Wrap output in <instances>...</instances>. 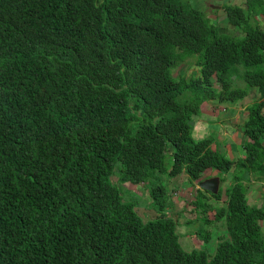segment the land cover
<instances>
[{"label": "trees", "instance_id": "16d2710c", "mask_svg": "<svg viewBox=\"0 0 264 264\" xmlns=\"http://www.w3.org/2000/svg\"><path fill=\"white\" fill-rule=\"evenodd\" d=\"M255 8L222 7L239 37L222 35L196 0H0V264H264V207L248 204L245 185L253 172L264 177ZM190 59L197 76H174ZM240 65L246 88L233 84ZM250 89L259 99L246 109L245 156L230 160L211 136L193 138L203 104ZM167 153L168 175L191 185L208 169L234 174L189 203L201 224L191 235L204 245L206 227L225 228L213 252L179 242L157 180ZM125 184L149 187L154 218L123 199Z\"/></svg>", "mask_w": 264, "mask_h": 264}, {"label": "rangeland", "instance_id": "374dc122", "mask_svg": "<svg viewBox=\"0 0 264 264\" xmlns=\"http://www.w3.org/2000/svg\"><path fill=\"white\" fill-rule=\"evenodd\" d=\"M205 1V6L207 7L205 10L206 13H207V18L209 19V22L213 23L212 19H211V16L214 14L213 12H211V6H209V2L208 0H204ZM212 3L216 0H210ZM227 4V3H226ZM218 6V5H217ZM264 9V8H263ZM215 11V10H213ZM216 13V11H215ZM219 16H222L223 14H218ZM255 17L252 16L251 17V24L252 25H255ZM230 26V30L229 29H222V28H219V31L222 35L226 36H230L229 34H238V29L236 28L235 31H233V33L231 32V29L233 26ZM234 28V27H233ZM242 31V30H240ZM246 68H244L242 65L240 66H236V69H235V75L233 76V84H234V87H238V88H246V84L244 83L243 81V76L245 75L246 73ZM196 70V66H195V59H190L186 64L182 65L181 68L179 69H176L173 71V75L176 76V75H179V74H184L186 75L187 77L188 76H197L198 72ZM247 99V103L251 102V101H254L255 99V93L253 91V89H250L249 90V93L246 97ZM226 101H223V102H220L218 101V105L219 104H223V106L226 105ZM202 107H205L207 108V103L204 104ZM211 111H213V113H219L220 112V109H211ZM202 114V113H200ZM213 115V114H212ZM197 119V118H196ZM209 121L212 120L211 117L208 118ZM217 132V131H216ZM194 133V132H193ZM193 138L196 140L200 137H198V135L196 133L192 134ZM210 136L214 139V144H215V141H217L219 143V140L218 137L212 135V133L210 132ZM217 136H218V132H217ZM223 145V144H222ZM167 149H168V152H170L172 150V145L168 142L167 143ZM243 145L241 146L240 148V151L239 153H242L241 156H245V153L243 152ZM224 155L226 158L227 156L229 157L228 159L230 160H235L237 161L238 159H236V154L231 158L230 155H225V154H222ZM261 158H264V156L261 155ZM261 162V161H259ZM118 166V163L115 165V169L117 168ZM171 168V156L169 153H167L166 155V171L163 173V174H157V180L162 184L164 185V188L166 189L167 191V195H168V201L169 203L171 204V208L168 209V212L169 214L175 219L178 221V227H177V233L179 235V242L181 244V246L183 247L184 250L186 251H191L193 249H203V248H208L207 250L213 252L214 251V248H215V244H216V240L218 237H224V231H225V228L222 224L220 223H216L215 225H212L210 227H206V229H209L211 232H212V240L209 244L207 245H204V243L198 239L196 236L194 235H191V231L193 229H198L201 224H198L196 222H194V217L196 216L195 214H193L192 211H190L192 209V207H190V205L188 203H190L192 201V198H193V194L192 191H190V194L191 195H188L187 196V193L185 194L184 193V190H182V186L186 185V179L183 178L182 174H178L176 176H169L168 175V171L170 170ZM244 170L245 168H240L238 169L236 172L238 174H240L239 172L241 171L242 173H244ZM239 171V172H238ZM228 175H230L229 179L233 178V173H229ZM257 175H261V174H258L257 172H253L251 173V176H250V182L245 184V185H250L251 182H254L256 180H260ZM248 180V181H249ZM111 181L115 184H117L116 182V176L112 177ZM262 183H263V187L261 188L263 194H264V182L262 180ZM151 185L154 184V181L152 183H150ZM124 185L121 186V191H122V196H123V199L127 202H130V201H134L137 203L136 205V212L137 214L142 218V220L144 221H148L152 218H154L156 215H155V212H154V209L153 207L151 206V198L149 197V187L147 186L146 188L143 187L142 184L140 185H135V186H132V185H129V184H125V187L127 189H129L130 191L128 190H125V187H123ZM226 186V185H225ZM224 186V187H225ZM186 189V187H183ZM220 190H222V186H220L219 188ZM133 191V192H131ZM175 192V193H174ZM183 193L185 194V197L187 198V203H185L183 206H181V204L179 203L181 199H183L184 197L182 195H180V193ZM172 193H174L172 195ZM175 195V196H174ZM190 201V202H188ZM264 203V201H263ZM264 207V205H263ZM210 218H212V215H209ZM187 221H192L194 222L193 225H186L185 223ZM222 223V222H221ZM264 223H262V226ZM263 232H264V228H263Z\"/></svg>", "mask_w": 264, "mask_h": 264}, {"label": "crops", "instance_id": "0c3cea01", "mask_svg": "<svg viewBox=\"0 0 264 264\" xmlns=\"http://www.w3.org/2000/svg\"><path fill=\"white\" fill-rule=\"evenodd\" d=\"M261 1H262V4H259ZM208 2H209V6H211V9L216 11V13L214 11L213 12L214 14L211 16L213 23L217 25L219 28L230 30L229 22L224 15V11L222 7L224 5L245 6L246 0H216V2L214 1L213 3L210 0H208ZM252 4L254 7L257 6L255 10L258 12V14L254 16L255 25L264 28V9H263L264 0H252ZM196 6H197V9L199 10H205L207 8L205 6L204 0H196ZM220 13L223 15L219 16L218 14ZM233 27L231 29L232 33L233 31L236 30V27L234 28ZM238 31H239L238 34H229V35H236V36L242 37L243 32L240 31L239 29ZM253 91L255 93V99L254 101H251L249 103H247L246 97L241 100L228 102L223 107H222L223 104L218 105L217 100H211L209 102H206L207 108L205 107L201 108L202 114H199V116L197 117V119H195L193 123V132L196 133L198 137H200L198 139L209 137L210 132H211L212 135L218 137L217 140H219V143L215 141V144H213V149L217 150L221 154H225L226 156L230 155L231 158L236 154V157H237L236 159L238 160L241 157H243V155L241 156L242 153H239V151H240L241 146L244 145V143L247 141L242 131L243 124L247 118L246 109L248 106H250L252 103H254L255 101L259 99L258 91L256 89H254ZM211 109H220V112L213 113ZM209 117L212 118L211 121H209L208 119ZM216 131L218 132V136H217ZM227 158L229 157L227 156ZM181 174L183 178L186 179V183H185L186 185L185 186L183 185L181 189L184 190L185 194L187 193V196L191 194H195L196 186L193 187L188 182L185 174L184 173H181ZM228 174L221 176L217 171L208 169L207 171H205L202 179L205 180L209 178L218 177L220 179V185H219L220 187L221 185L225 186L228 184L230 180L229 179L230 175ZM250 176L251 174L249 175V179H250ZM223 177H224V180H221V178ZM259 179L260 180L251 182L249 186L247 185L246 197H247L248 204L255 208L263 207L264 205L263 203L264 194L261 190V188L263 187L262 180L264 182V177L259 178ZM249 182L250 180L247 183ZM195 185L197 184L195 183ZM183 187H186V189ZM190 191H192L191 194H190ZM179 193L180 195L184 197L183 199L179 200L180 201L179 203L181 204V206H183L185 203H187V200H186L187 198L185 197V194L181 192Z\"/></svg>", "mask_w": 264, "mask_h": 264}, {"label": "water", "instance_id": "95a60500", "mask_svg": "<svg viewBox=\"0 0 264 264\" xmlns=\"http://www.w3.org/2000/svg\"><path fill=\"white\" fill-rule=\"evenodd\" d=\"M219 185V178L214 177L205 180L200 179L198 187L200 190L207 191L213 195H216L219 191Z\"/></svg>", "mask_w": 264, "mask_h": 264}, {"label": "clouds", "instance_id": "9594fccd", "mask_svg": "<svg viewBox=\"0 0 264 264\" xmlns=\"http://www.w3.org/2000/svg\"><path fill=\"white\" fill-rule=\"evenodd\" d=\"M246 97H247V96H246ZM201 179H202V178H201ZM202 180H203V179H202ZM219 180H220V179H219ZM230 180H231V179H230ZM230 180H229V181H230ZM199 181H200V180H199ZM195 183H196L197 185H195ZM195 183H194V185H192V186H193V187L196 186V187H195V193H196V190L199 189V187H198L199 183H198V182H195ZM221 186H222V185H221ZM222 187L225 188L224 186H222ZM219 188H220V187H219ZM219 190H220V189H219ZM206 192H207V191H206ZM174 193H175V192H174ZM174 193H172V194H174ZM194 195H195V194H193V196H194ZM174 196H175V195H174Z\"/></svg>", "mask_w": 264, "mask_h": 264}]
</instances>
